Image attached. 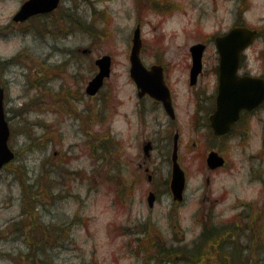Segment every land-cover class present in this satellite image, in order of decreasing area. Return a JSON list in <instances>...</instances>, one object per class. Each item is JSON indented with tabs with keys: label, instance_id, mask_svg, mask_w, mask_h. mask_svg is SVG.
<instances>
[{
	"label": "rangeland",
	"instance_id": "obj_1",
	"mask_svg": "<svg viewBox=\"0 0 264 264\" xmlns=\"http://www.w3.org/2000/svg\"><path fill=\"white\" fill-rule=\"evenodd\" d=\"M24 1L0 0V89L17 153L0 172V232L27 207L43 225L27 237L36 244L32 264H160L158 247H190L205 222H234L235 247L250 264H264V108L225 139L211 135L201 111L195 120L213 92L215 36L237 24L259 29L245 67L264 76V0H84V27L57 39L33 33L31 22H13ZM138 24L144 62L169 65L179 108L172 128L160 113L163 126L151 113H136L129 56ZM199 42L207 44L205 71L192 87L190 47ZM103 55L112 57V73L91 98L86 87ZM176 130L187 177L182 203L167 190ZM148 141L155 146L150 157L143 150ZM211 151L225 157L224 167H208ZM142 163L162 187L153 208ZM27 191L36 210L25 204ZM46 224L54 226L52 239ZM28 245L0 241V264H29L20 257Z\"/></svg>",
	"mask_w": 264,
	"mask_h": 264
},
{
	"label": "water",
	"instance_id": "obj_2",
	"mask_svg": "<svg viewBox=\"0 0 264 264\" xmlns=\"http://www.w3.org/2000/svg\"><path fill=\"white\" fill-rule=\"evenodd\" d=\"M59 0H28L18 14L16 21H25L33 14L53 10ZM257 37V31L248 27L238 26L231 29L227 34L216 38L218 51L221 55L220 64V86L217 97V111L211 118L212 127L217 134L227 133L231 125L237 121L243 109L252 110L264 102V79L250 76L239 77L241 53L249 47ZM141 30H135L133 47L131 52L132 70L131 75L137 87L142 93L160 99L164 102L168 112H172L170 96L163 81V74L160 67H152L149 71L142 63L140 52L142 49ZM205 51L204 44H197L191 47L193 66L191 69V83L195 84L197 77L202 71V58ZM87 52V51H85ZM99 73L90 81L87 93L95 95L104 85V81L111 74V57L104 56L97 60ZM4 94L0 91V170L12 161L15 153L10 149L8 141L10 138V127L6 120L4 108ZM177 146L174 155V167L171 188L176 201H183L186 188V176L177 161ZM148 150V146L146 147ZM207 163L210 169H217L225 164V160L217 152H211ZM154 194L149 196V204L153 206Z\"/></svg>",
	"mask_w": 264,
	"mask_h": 264
},
{
	"label": "flooded vegetation",
	"instance_id": "obj_3",
	"mask_svg": "<svg viewBox=\"0 0 264 264\" xmlns=\"http://www.w3.org/2000/svg\"><path fill=\"white\" fill-rule=\"evenodd\" d=\"M27 1V0H25ZM24 1V2H25ZM81 1L84 0H60L59 3L57 4V6L55 7L54 10L49 11V12H43V13H38L36 15H33L32 17H30L28 20H26L25 22H20V23H16L18 25H23L25 23L31 22L32 25L31 29L33 30V33H37V32H42V33H50L56 36L57 38L63 37V36H68L70 33V29H82L84 27L85 24V19L83 17H80V8H81ZM23 2V3H24ZM148 2V0L146 1V3ZM149 4V3H148ZM21 8V7H20ZM78 12V14H77ZM139 26H141V24H138ZM44 27H47V30L44 29ZM50 29V30H49ZM207 46V44H206ZM143 56V54H142ZM191 58V56H190ZM144 64L146 66H148V68L150 69L153 66H159L162 69L163 72V78H164V82L165 85L170 89V96H171V103H172V107H173V111L172 114L167 113L165 106L163 104V102L159 101L158 99L152 97L151 95L147 94V93H142L140 94V91L138 89H136V99H137V103H136V113H138V115L140 117H147L149 113H151L153 116H155V120L156 123H160V118H159V113L162 114V118H167L168 119V123L169 125H171L170 128H172V126H176L178 124L179 121V108L177 105V101L175 98V94H174V90L172 88V84L170 82V78H169V65L168 63L165 62H161L160 59L157 60V62H155L154 64H146L144 62ZM204 64V63H203ZM62 66V64H60ZM219 65H220V55L218 53H216V58L214 60V64L213 67H211V69H209L211 71V74L214 76V87H213V92L208 94V99H209V104L207 109H203V106H200L196 108V112H195V120L197 119V115L200 113L201 111V115L200 117H202L204 121L207 122V127L209 129V132L211 133V135L213 137H216L218 139H225V137H228L230 134H232L234 131H239L241 132L244 128H247V125L249 124L250 118L252 116H256L260 110H262L264 108V105L258 107L257 109L247 112V111H243L241 113V117L239 119V121L233 125L230 133H228L227 135L224 136H217L215 135L212 127H211V122L210 119L211 117L215 114L216 110H217V92H218V86H219ZM246 58L245 55H242L241 58V62H240V69H239V74L241 76L244 75H251L252 73H250L248 70H246ZM191 69V65H188V69ZM129 72H130V68H129ZM203 75H204V71H203ZM203 75H201V77H203ZM201 77H199V80L201 79ZM198 80V83H199ZM132 83H134L133 79H131ZM197 83V84H198ZM197 87V86H195ZM208 88V87H207ZM209 92V91H208ZM93 98V97H91ZM161 125L163 124L162 122L160 123ZM163 126V125H162ZM243 132V131H242ZM171 138V135H169ZM180 136V132L179 130H176L174 133V146H175V142L176 139H179ZM169 138V139H170ZM166 141V140H165ZM166 145V144H164ZM146 146H148V150H146ZM155 148L154 146V142L153 141H148L143 145V150L146 154L147 157L151 156V151ZM173 153V152H172ZM171 161L173 163V156L171 157ZM139 167L141 169H144L145 173L148 174V180L149 183L151 184V188L148 190V194L150 193H154L156 196V201L157 199L160 198V194H161V188L156 187L153 183V175L150 173V168L149 166H145V164H140ZM32 187V186H30ZM167 190H170V183L169 186H167ZM28 192V197H24L25 200V204L26 205H31V208L33 210H36V196L31 197L30 195H32L31 191H27ZM11 205V204H10ZM30 208L24 209L20 212L19 214L14 217L0 232V241L1 242H5V243H10V242H17V241H24L26 242L28 245V253L27 254H21L20 257L22 258V260L25 262H29V264L33 263V259L34 256L36 257L35 250L33 251V247L36 244H33V242L30 243V241H27V237L29 235H35L34 232H36L39 229H43V225H38L37 219H32L31 220V216L33 214L32 210H29ZM30 219V221L34 222H29L28 220ZM54 226H52L51 224H46V233L47 235L52 239L53 237V233H54ZM63 229V228H62ZM48 241V239H47ZM36 243V242H35ZM2 254H4V252H2ZM34 254V255H33ZM15 257H14V261H15Z\"/></svg>",
	"mask_w": 264,
	"mask_h": 264
},
{
	"label": "trees",
	"instance_id": "obj_4",
	"mask_svg": "<svg viewBox=\"0 0 264 264\" xmlns=\"http://www.w3.org/2000/svg\"><path fill=\"white\" fill-rule=\"evenodd\" d=\"M238 224L229 222L218 226L205 222L199 237L192 246L158 247L156 252L160 264H211V260L220 258L229 264H250L251 257L243 258V253L235 247L234 239L239 240L236 230ZM163 248V249H162ZM222 261H219L222 264ZM255 264V263H252Z\"/></svg>",
	"mask_w": 264,
	"mask_h": 264
}]
</instances>
